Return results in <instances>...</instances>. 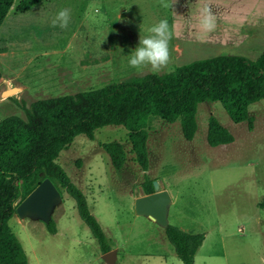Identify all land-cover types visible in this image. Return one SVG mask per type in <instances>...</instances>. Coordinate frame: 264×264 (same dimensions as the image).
Listing matches in <instances>:
<instances>
[{"label": "rangeland", "instance_id": "374dc122", "mask_svg": "<svg viewBox=\"0 0 264 264\" xmlns=\"http://www.w3.org/2000/svg\"><path fill=\"white\" fill-rule=\"evenodd\" d=\"M23 0H16L17 5ZM44 0L25 13L11 8L0 26V122L26 121L38 101L74 96L152 74L129 65L140 35L161 19L171 32V62L164 75L197 59L232 55L255 60L264 51V0ZM210 6L215 28L200 27L202 8ZM62 8L71 10L67 28L53 26ZM122 49L123 51H121ZM13 90L9 94L4 92ZM251 128L234 124L220 103L198 106L192 141L170 124L148 119V175L163 182L173 204L168 224L203 234L194 264H264V99L251 105ZM234 135L229 145L210 147L209 118ZM119 142L126 161L115 170L102 143ZM86 196L116 264H183L164 228L135 212L144 172L135 161L127 131L106 126L94 139L79 136L57 160ZM52 220L9 221L29 264H105L97 240L80 220L75 201L64 191Z\"/></svg>", "mask_w": 264, "mask_h": 264}, {"label": "trees", "instance_id": "16d2710c", "mask_svg": "<svg viewBox=\"0 0 264 264\" xmlns=\"http://www.w3.org/2000/svg\"><path fill=\"white\" fill-rule=\"evenodd\" d=\"M0 0V26L12 7L25 13L44 0ZM264 99V51L255 59L218 55L197 59L164 75H146L129 83L111 84L74 96L38 101L26 121L8 117L0 122V264H29L23 247L11 231L9 221L16 214L17 200H24L45 178L60 194L64 191L76 203L80 220L90 230L104 254L112 247L92 215L86 196L69 178L57 160L73 141L84 136L94 139L98 129L123 127L135 161L144 172L142 195L154 192L148 175V119L158 117L167 123L180 120L181 133L192 141L197 129V109L202 103H220L234 124L251 128L249 107ZM234 135L211 116L206 141L210 147L229 145ZM115 170L126 161L119 142L102 143ZM56 233L53 220L46 224ZM168 242L183 264H194V256L204 235L187 233L168 225Z\"/></svg>", "mask_w": 264, "mask_h": 264}, {"label": "water", "instance_id": "95a60500", "mask_svg": "<svg viewBox=\"0 0 264 264\" xmlns=\"http://www.w3.org/2000/svg\"><path fill=\"white\" fill-rule=\"evenodd\" d=\"M13 90L6 93L9 94ZM154 192L135 199V212L155 221L162 228L168 224L167 213L171 204L169 193L161 190L158 182L153 181ZM61 202V194L49 178H45L24 200L15 202L16 214L22 218L41 221L45 225L52 220L56 206ZM116 250L103 254L105 264H116Z\"/></svg>", "mask_w": 264, "mask_h": 264}, {"label": "clouds", "instance_id": "9594fccd", "mask_svg": "<svg viewBox=\"0 0 264 264\" xmlns=\"http://www.w3.org/2000/svg\"><path fill=\"white\" fill-rule=\"evenodd\" d=\"M163 7H168L164 0H161ZM71 19V10L62 8L58 11L52 21L53 26L67 28ZM200 27L205 31H212L215 28V16L210 6L205 5L201 10L199 19ZM149 35L141 36L138 46L129 54V65L139 72L145 70L152 74L163 71L171 62L169 43L171 32L167 19H161L158 23L148 29ZM123 51L122 49H120Z\"/></svg>", "mask_w": 264, "mask_h": 264}, {"label": "crops", "instance_id": "0c3cea01", "mask_svg": "<svg viewBox=\"0 0 264 264\" xmlns=\"http://www.w3.org/2000/svg\"><path fill=\"white\" fill-rule=\"evenodd\" d=\"M158 184H159V187H160V189L161 190H166L168 193H169V189L167 188V187H165L164 186V184H163V182H161V181H159L158 182ZM140 196H142V195H140ZM169 196H170V199H171V204H170V206L173 204V201H172V198H171V195H170V193H169ZM136 199V198H135ZM170 206H169V208H170ZM169 208H168V212H169ZM140 216V215H139ZM167 220H168V213H167ZM153 221V220H152ZM153 222H155V221H153ZM156 223V222H155ZM157 224V223H156ZM103 254V253H102Z\"/></svg>", "mask_w": 264, "mask_h": 264}, {"label": "bare ground", "instance_id": "6f19581e", "mask_svg": "<svg viewBox=\"0 0 264 264\" xmlns=\"http://www.w3.org/2000/svg\"><path fill=\"white\" fill-rule=\"evenodd\" d=\"M7 92V91H6ZM6 92H4V95H6L7 93Z\"/></svg>", "mask_w": 264, "mask_h": 264}]
</instances>
